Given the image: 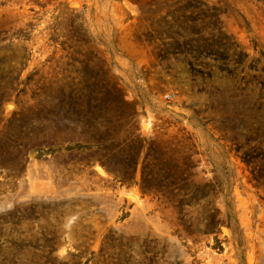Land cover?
<instances>
[{
	"label": "rangeland",
	"instance_id": "1",
	"mask_svg": "<svg viewBox=\"0 0 264 264\" xmlns=\"http://www.w3.org/2000/svg\"><path fill=\"white\" fill-rule=\"evenodd\" d=\"M100 249L264 264V0H0V264Z\"/></svg>",
	"mask_w": 264,
	"mask_h": 264
},
{
	"label": "trees",
	"instance_id": "2",
	"mask_svg": "<svg viewBox=\"0 0 264 264\" xmlns=\"http://www.w3.org/2000/svg\"><path fill=\"white\" fill-rule=\"evenodd\" d=\"M142 190L144 191V189H142ZM118 243H119L120 247L125 246V244L122 241V236L119 237ZM102 250L103 249L99 250V253H98L97 257L95 258V260L93 261V264H126L125 260L124 261L117 260L115 262H113V260L106 261L107 259H105L103 257L104 253H102ZM75 256L81 257V255H75ZM64 264H67V263L65 262Z\"/></svg>",
	"mask_w": 264,
	"mask_h": 264
},
{
	"label": "built area",
	"instance_id": "3",
	"mask_svg": "<svg viewBox=\"0 0 264 264\" xmlns=\"http://www.w3.org/2000/svg\"><path fill=\"white\" fill-rule=\"evenodd\" d=\"M166 97H168V95Z\"/></svg>",
	"mask_w": 264,
	"mask_h": 264
}]
</instances>
